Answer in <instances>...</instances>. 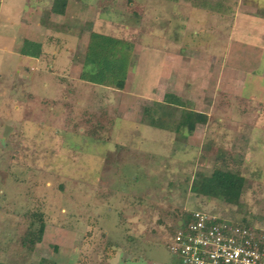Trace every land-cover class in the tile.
Returning <instances> with one entry per match:
<instances>
[{
	"label": "rangeland",
	"instance_id": "rangeland-1",
	"mask_svg": "<svg viewBox=\"0 0 264 264\" xmlns=\"http://www.w3.org/2000/svg\"><path fill=\"white\" fill-rule=\"evenodd\" d=\"M209 2L68 0L63 17L54 0H0V264H176V221L193 211L264 233V0ZM91 31L133 43L123 92L80 80ZM170 93L207 126H149ZM219 157L246 180L240 206L198 194ZM34 213L46 231L28 249Z\"/></svg>",
	"mask_w": 264,
	"mask_h": 264
},
{
	"label": "trees",
	"instance_id": "trees-1",
	"mask_svg": "<svg viewBox=\"0 0 264 264\" xmlns=\"http://www.w3.org/2000/svg\"><path fill=\"white\" fill-rule=\"evenodd\" d=\"M205 1L194 0V4H197L196 7L201 9L212 11V8H207L208 3L210 4L209 0H207V6ZM222 2L228 5L232 0H220L219 4ZM67 6L68 0H54L51 11L57 16H64ZM219 12L222 16H225L223 10H219ZM133 48L132 42L91 31L80 80L86 84L123 92L128 76L134 69ZM42 49V43L25 40L20 54L25 57L39 59L43 54ZM99 114L98 118H95L92 131L89 132L97 138L100 133L109 130L107 125L111 120L107 109H101ZM145 119L149 126L163 131H171L177 121L174 128L175 132L184 133L183 137L193 135L198 126H207L209 123V116L206 112L190 110L181 98L174 94H166L163 101L156 104L152 115ZM219 161H224V158L219 157ZM223 163V168H215L210 175H206L196 182L198 194L207 198L223 199L227 204L240 206V200L246 188V180L240 171L231 170L226 161ZM190 214L191 212L184 213L185 218L181 217V219L187 221ZM29 218L32 220L31 226L22 238V245L28 249H33L43 241L46 224L41 214L34 213ZM253 222L254 220L252 221L246 217L239 225L256 229ZM257 231L260 232L261 230L257 229ZM110 253L111 258H114L117 254L115 250H110ZM40 264H46V261H42Z\"/></svg>",
	"mask_w": 264,
	"mask_h": 264
},
{
	"label": "built area",
	"instance_id": "built-area-1",
	"mask_svg": "<svg viewBox=\"0 0 264 264\" xmlns=\"http://www.w3.org/2000/svg\"><path fill=\"white\" fill-rule=\"evenodd\" d=\"M170 251L176 264H264V233L193 211Z\"/></svg>",
	"mask_w": 264,
	"mask_h": 264
},
{
	"label": "crops",
	"instance_id": "crops-1",
	"mask_svg": "<svg viewBox=\"0 0 264 264\" xmlns=\"http://www.w3.org/2000/svg\"><path fill=\"white\" fill-rule=\"evenodd\" d=\"M63 17H65V16H63ZM134 69H135V67H134ZM134 69H133L132 72H130V74H131V73H134ZM127 81H128V80H127ZM126 86H127V83H126ZM170 94H171V93H170ZM174 95H175V94H174ZM164 96H165V95H164ZM163 99H164V98H163ZM181 100H182V99H181ZM182 101H183V100H182ZM161 102H162V101H161ZM183 102H184V101H183ZM159 103H160V102H159ZM184 103H185V102H184ZM180 222H182V219H181V218H180L179 220L176 221V223H177V224H176L177 227H179L178 224H179Z\"/></svg>",
	"mask_w": 264,
	"mask_h": 264
},
{
	"label": "water",
	"instance_id": "water-1",
	"mask_svg": "<svg viewBox=\"0 0 264 264\" xmlns=\"http://www.w3.org/2000/svg\"><path fill=\"white\" fill-rule=\"evenodd\" d=\"M182 225V222H180L179 224H178V226L180 227Z\"/></svg>",
	"mask_w": 264,
	"mask_h": 264
}]
</instances>
